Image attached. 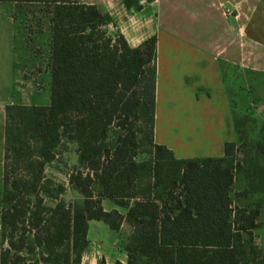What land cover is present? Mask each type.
Instances as JSON below:
<instances>
[{
    "label": "trees",
    "instance_id": "16d2710c",
    "mask_svg": "<svg viewBox=\"0 0 264 264\" xmlns=\"http://www.w3.org/2000/svg\"><path fill=\"white\" fill-rule=\"evenodd\" d=\"M0 1L40 8L50 31V104L6 106L0 264H81L91 220L130 227L126 264H264L254 237L261 200L237 207L231 233L228 169L178 160L155 141L157 36L132 47L109 32L110 13L81 0ZM143 1L154 0L124 3L140 11ZM246 122L235 120L240 140ZM70 143L68 182L81 199L67 201L46 168ZM244 171L240 195H264V166Z\"/></svg>",
    "mask_w": 264,
    "mask_h": 264
},
{
    "label": "rangeland",
    "instance_id": "374dc122",
    "mask_svg": "<svg viewBox=\"0 0 264 264\" xmlns=\"http://www.w3.org/2000/svg\"><path fill=\"white\" fill-rule=\"evenodd\" d=\"M44 14L40 8L34 7L17 8L15 13L19 52L17 67L24 77V85L19 92L25 100L33 93L43 97L50 90V31ZM170 19L166 27L162 28L158 48V63L164 80L158 87L155 138L158 143L172 147L180 157H193L205 152L210 142L216 143L232 134V116L225 105L224 90L222 92L220 83L213 75L210 76L213 68H209V58L204 49L198 46L203 44L202 24L191 29L192 23L184 16L181 18L175 14ZM109 32L115 34L118 31L113 29ZM187 33L194 37L192 40L197 45L182 40ZM227 91L233 118L247 121L244 139H239L236 130L235 143L229 146L225 159L219 162L229 171V231L232 233L234 230L233 220L237 207L254 206L261 200L258 219L260 226L254 230V237L257 245L264 249V195H240L247 186L244 170L256 163L264 166V143L258 145L264 135V74L251 73V69L245 68L243 79H227L225 93ZM146 157V154L138 156L140 159ZM76 163V144L70 143L68 150L59 153L56 160L46 168L47 175L56 183L66 185L67 190L62 197L67 201L81 199L76 191L70 189L68 182V172ZM176 164L166 163L168 166ZM237 164L241 166L239 170ZM180 165L186 167L188 163L180 162ZM47 203L54 204V201L48 200ZM113 204L112 200L106 201L107 206ZM120 209L125 212L124 208ZM130 231L127 225L119 231H113L103 221H95L90 235L92 251L87 260L97 256L99 264L106 257L112 262L122 256Z\"/></svg>",
    "mask_w": 264,
    "mask_h": 264
},
{
    "label": "crops",
    "instance_id": "0c3cea01",
    "mask_svg": "<svg viewBox=\"0 0 264 264\" xmlns=\"http://www.w3.org/2000/svg\"><path fill=\"white\" fill-rule=\"evenodd\" d=\"M81 1L85 4L97 5L101 10L110 13L113 22L108 26L109 31L115 29L122 33L132 47H137L146 39L157 36L156 110L158 87L164 80L161 78V65L158 63L162 28L166 27L175 14L178 17L187 18L188 22L192 23L191 29L199 23L202 24L203 44L198 46L204 49L209 58V68L210 66L213 68V71L210 70V76L213 75L218 84L220 83L222 92L224 90L225 105L232 116L230 126L233 132L221 141L210 142L209 147L204 149L208 153L203 152L193 157H180L172 147L166 146L173 150L178 160H224L229 146L236 140L235 119L232 115L228 91L225 93L227 79L230 77L232 81L243 79L245 68L251 69V73L264 74V0H154L143 1L144 6L140 11L129 9L124 0ZM16 10V3L0 1V195L4 166L6 106L12 103L43 106L50 104V90L43 97L33 93L26 100L19 92L24 85V77L17 67L19 52ZM182 38L184 42L197 45L190 33ZM48 83L50 89V76ZM155 141L157 142L156 138ZM107 200L109 199L103 200L105 209H118L122 212L121 207L115 203L107 206ZM95 221L99 220H91L89 223L90 244L83 255L81 264H97L98 262L97 256L87 260L88 254L92 251L93 242L90 235ZM123 250L122 256L116 257L112 262L106 257V263L115 264L116 261H121L126 264L128 255L125 248Z\"/></svg>",
    "mask_w": 264,
    "mask_h": 264
}]
</instances>
